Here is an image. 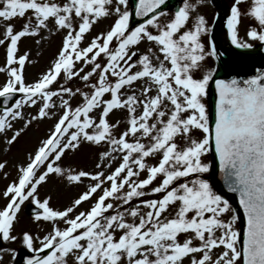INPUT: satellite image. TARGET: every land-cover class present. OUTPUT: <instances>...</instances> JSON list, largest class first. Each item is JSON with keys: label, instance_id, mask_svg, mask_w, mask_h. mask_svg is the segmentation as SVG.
Listing matches in <instances>:
<instances>
[{"label": "snow or ice", "instance_id": "obj_1", "mask_svg": "<svg viewBox=\"0 0 264 264\" xmlns=\"http://www.w3.org/2000/svg\"><path fill=\"white\" fill-rule=\"evenodd\" d=\"M198 2L183 0L169 16L166 0H136L141 22L130 28L129 0H0L5 151L33 122L54 121L0 191V243L17 240L12 232L26 202L36 210L32 221L49 225L42 238L20 237L31 253L24 264H264V72L214 80L207 60L217 53L201 43L208 28ZM245 19L247 40L264 45V0L232 3L227 32L238 49L250 47L239 39ZM57 35L46 70L26 82L34 61L20 43L39 48ZM213 80L210 121L203 101ZM84 146L97 150L93 168L64 163ZM213 148L243 211L242 229L202 178ZM6 166L0 161L4 179ZM50 178L79 190L62 209L50 195L40 198Z\"/></svg>", "mask_w": 264, "mask_h": 264}, {"label": "rangeland", "instance_id": "obj_2", "mask_svg": "<svg viewBox=\"0 0 264 264\" xmlns=\"http://www.w3.org/2000/svg\"><path fill=\"white\" fill-rule=\"evenodd\" d=\"M192 2V0H190ZM226 2L230 5L234 2V0H226ZM129 5L132 7L131 0H129ZM218 11L217 4L214 0H199L198 6L196 9V15L203 16L207 21V28L208 32L202 34L201 36V43L205 46V48H213L210 42V33L212 29V25L214 19L216 17ZM164 12L168 13L171 16L174 13L173 9H166ZM230 15V13H229ZM104 22V23H103ZM100 23L95 29L94 33L106 30L108 26L112 23V20H104ZM192 21L190 20L189 26H191ZM16 30L20 27V22L18 20L13 21ZM135 25L131 22L130 19V28L135 27ZM251 26L248 20H242L241 24L239 25V39L244 42L250 44V47L260 44L257 41H249L246 38V30ZM222 39L224 41H231L230 38H225L224 34L228 35L227 30L225 32H221ZM60 45V36L57 35L55 38L51 39L47 44H41L39 48L31 41V40H24L20 43V51L21 53L25 50L30 51V59L34 61L33 65L26 66L24 69V77L26 82H31L35 80L39 74L46 70L49 62L51 61L54 53L56 52L57 48ZM146 44L141 45V49L143 50L146 48ZM39 53V54H37ZM218 55H216V58ZM209 58L207 60V67L213 68L216 71L218 66V58L217 59ZM4 64V49L0 47V66ZM5 77L0 75V84L4 82ZM73 87L78 86V82L72 85ZM210 91V86L206 90V96L204 98V104L207 110L208 117L210 118V100L208 99V94ZM19 98V96H18ZM17 98V99H18ZM76 101H73L75 104ZM36 109L33 108L31 110L25 109V119H28L31 114H35ZM119 116H123V113H119ZM54 121L45 119L44 121L33 122L28 129L24 131V133L18 138V140L11 146L9 151H5L7 145L4 143L5 136L0 135V161L6 162L7 166L4 172L8 173V178H3V173H0V191H2L6 185L12 182L16 177V168L15 166L23 163L26 159L28 153L32 152L35 147L38 145L39 141L46 137L48 134L52 124ZM22 127L21 121L13 122V129L18 130ZM8 137L11 136V132L7 134ZM34 138V140H32ZM95 148H90L88 146L82 147L75 155H70L69 157L65 158L64 163L66 165H71L77 169L84 168L86 170L93 168L96 159H95ZM205 162L209 164L210 171L208 173L203 174L202 178L205 179L212 190L222 197V199L226 200L233 210L234 206L232 202L227 199L216 185L212 179V155H210L205 159ZM79 190L71 187H65L64 184L58 182L55 178H50L48 183L42 186L39 189L40 198L43 199L45 196L50 195L52 197L51 206L53 208H60L62 209L66 206L69 201L77 194ZM5 201L0 199V206H3ZM87 207V205H85ZM32 216L27 215L26 206L23 205L18 217V223L15 225L14 231L12 235L17 236V240L15 242H8V243H0V249L6 248L8 251H0V264H20L19 262V253L20 250L26 249L21 240L22 234L27 231L31 233L33 236H39L42 238L44 234L47 233L49 230V225L47 223H34L31 219ZM236 227L241 229L240 220L237 216V224ZM13 253L15 255L13 256Z\"/></svg>", "mask_w": 264, "mask_h": 264}, {"label": "water", "instance_id": "obj_3", "mask_svg": "<svg viewBox=\"0 0 264 264\" xmlns=\"http://www.w3.org/2000/svg\"><path fill=\"white\" fill-rule=\"evenodd\" d=\"M136 0H133L135 3ZM178 4V0H166V3ZM133 16L134 9H133ZM137 20L140 18H136ZM226 18L223 14L219 15L218 21L214 29V37L218 38V31L223 30L226 26ZM260 72H264V45L255 50L233 49L227 47L226 55L223 57V67L217 73L216 77L221 80H244L249 79ZM215 100L216 93L214 87L213 93V117L215 113ZM215 176L217 183L223 189V186L227 188L225 178L220 170L217 173V167L215 168ZM223 185V186H222ZM23 257V256H22ZM24 258V257H23Z\"/></svg>", "mask_w": 264, "mask_h": 264}, {"label": "bare ground", "instance_id": "obj_4", "mask_svg": "<svg viewBox=\"0 0 264 264\" xmlns=\"http://www.w3.org/2000/svg\"><path fill=\"white\" fill-rule=\"evenodd\" d=\"M103 23H104V22H103ZM224 36H225V38H227V35H226V34H224ZM32 140H34V138H33Z\"/></svg>", "mask_w": 264, "mask_h": 264}]
</instances>
